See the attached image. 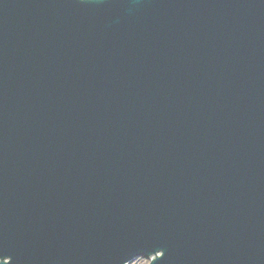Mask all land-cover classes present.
Returning <instances> with one entry per match:
<instances>
[{
	"label": "water",
	"instance_id": "water-1",
	"mask_svg": "<svg viewBox=\"0 0 264 264\" xmlns=\"http://www.w3.org/2000/svg\"><path fill=\"white\" fill-rule=\"evenodd\" d=\"M264 264V0H0V264Z\"/></svg>",
	"mask_w": 264,
	"mask_h": 264
},
{
	"label": "rangeland",
	"instance_id": "rangeland-1",
	"mask_svg": "<svg viewBox=\"0 0 264 264\" xmlns=\"http://www.w3.org/2000/svg\"><path fill=\"white\" fill-rule=\"evenodd\" d=\"M150 260L144 259V258H139L138 260L133 261L130 264H149Z\"/></svg>",
	"mask_w": 264,
	"mask_h": 264
}]
</instances>
